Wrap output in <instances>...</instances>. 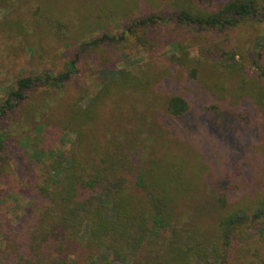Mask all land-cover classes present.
I'll return each mask as SVG.
<instances>
[{
  "label": "rangeland",
  "instance_id": "obj_1",
  "mask_svg": "<svg viewBox=\"0 0 264 264\" xmlns=\"http://www.w3.org/2000/svg\"><path fill=\"white\" fill-rule=\"evenodd\" d=\"M229 1L232 0H0V104L11 90L16 89L19 78L44 72L59 75L69 70V63L75 64L72 79L64 88L27 90L24 104L0 120L1 133L10 137L6 139L4 151L10 170L0 176V264L16 263L11 254L12 245L17 239L15 236L26 227L23 219L26 216V221H30L36 217L45 203L39 193L48 173L45 153L58 146L67 151L76 138L71 129H66L73 106L80 102L85 107L116 77V70L142 71L151 76L157 74L159 83L152 82L147 96L138 98L135 111H130L128 105L125 106L127 109L124 107L123 111H118V107L125 104L116 106L112 101L103 105L100 119L90 129L91 136L95 135L92 137L94 144L101 134L120 135L123 129L132 130L131 127L140 122L144 113L148 114L147 121H152L158 133L173 130L169 128L177 125V119L166 118L159 103H165L164 100L174 93L188 97L195 107L188 116L189 121L204 114L196 95L206 98L204 105L210 107L216 102L221 108L211 109L212 117L205 118L202 129L205 138L223 142L220 155L213 157L208 151L201 157L192 146L175 139L171 131H167L168 138L181 142L183 146L172 145L174 149L169 151L158 143V136L148 133L149 128L143 130L139 140L145 148L140 153L145 161L164 158L170 153L183 158V164H189L188 172L196 178L198 191L195 199H180L175 213L176 226L193 238L194 247L214 240L210 230L215 226V218L211 216L210 209L206 210L207 203H203L210 199L206 197L211 195L210 191L214 193L213 189H216L217 194H223L231 182L230 201L233 203L250 196L251 187L264 189L260 178L262 164L254 148L256 142L250 143L262 139L257 135L261 130L257 124L254 125L261 120L255 114L237 108L236 104L243 95L240 89L242 82H238L234 75H222L224 69L221 65L224 51L231 52L225 57L230 62L234 61L232 52L238 54L235 58L238 63L244 62V56L250 57L255 39L264 34V23L251 21L223 34L211 29L187 27L177 20L178 14L189 6L212 12ZM152 16L157 18L147 32L154 45L152 50L141 44L142 33L134 36L127 33L129 39L123 35L136 18ZM104 36L114 37L115 41L110 44L106 41L95 51L82 50L85 44ZM179 48L189 51L201 82L189 78L186 71L171 62V56L178 53ZM244 63L249 72L254 70L250 61L245 60ZM171 76H176L177 82L172 81ZM155 101L158 102L156 112L149 108L147 112L144 105L149 102L154 107ZM154 118L160 124L155 123ZM100 142L102 146L106 144L102 137ZM224 159L232 163L236 174L230 170L231 180L223 181L217 187L213 182L218 179L220 167L226 163ZM198 174L204 178L205 184ZM228 176L227 173L226 178ZM262 176L264 178V173ZM88 231L89 224H86L84 238ZM164 237L170 239L166 235ZM247 245L248 249L255 251V244ZM161 249L154 244L144 247L138 264L143 261L146 264L147 260L159 264L158 251ZM210 252L214 253L215 248ZM61 258L69 264L89 262L88 252L76 242ZM243 262L233 255L229 264Z\"/></svg>",
  "mask_w": 264,
  "mask_h": 264
},
{
  "label": "trees",
  "instance_id": "obj_2",
  "mask_svg": "<svg viewBox=\"0 0 264 264\" xmlns=\"http://www.w3.org/2000/svg\"><path fill=\"white\" fill-rule=\"evenodd\" d=\"M156 20L154 16L136 18L123 35L142 33L141 44L145 49L152 50L154 45L147 32ZM177 20L187 27L227 34L251 21L264 23V0H232L212 12L189 6L178 14ZM106 41L110 44L115 38L104 36L85 44L82 50L95 51ZM252 50L250 57H243L244 62L250 61L254 69L252 72H249L246 63L236 62L238 54L235 52H232L234 61L230 62L225 57L230 56L231 52L224 51L221 65L224 69L222 75H234L238 82H242L240 89L243 95L236 104L237 108L245 109L261 120L254 122V125L257 124L261 130L257 135H261L262 139L250 143L256 142L254 148L259 153L262 164L260 178L264 182V34L255 39ZM170 59L186 71L189 78L202 81L189 51L179 48L178 53ZM74 67L75 64L71 62L69 70L59 75L44 72L19 78L16 89L11 90L0 104V120L24 104L27 90L39 87L64 88L72 79ZM116 72V77L110 80L105 90L95 95L85 107L80 102L73 106L66 129H71L76 138L68 150L58 146L45 153L48 173L39 187L45 203L36 217L30 221H26V216L23 219L26 227L15 236L17 239L12 245L11 254L16 258L15 264H69L61 257L74 242L88 252V264H138L144 247L152 244L162 249L167 247L162 253V249L158 251L161 255L158 256L159 264H229L233 255H236L237 260H243L242 264H264L263 188L255 190L251 187L250 196H244L238 202L234 200L233 203L230 201L231 182L223 194H217L216 189H213L214 193L209 190L211 195L207 194L206 197L210 199L203 203H207L206 210L210 209L211 216L215 218V226L210 230L214 240H210L207 245L194 247L193 238L176 226L175 213L180 199H195L194 195L198 191L196 178L189 175V164H183V158L170 153L164 158L156 157L147 161L140 155L145 149L139 143L145 128H149L148 133L153 132L152 136H158V143L169 151L174 149L173 146H183L181 142L168 138V132L171 131L175 139L192 146L201 157L208 151L213 157L220 155L223 142L205 138L202 132L205 118L212 117L211 109H221L216 102L210 107L206 106L203 104L206 98L196 95L204 114L189 121L188 116L195 107L188 97L174 93L164 100L165 103H159L164 108L163 113L168 116L166 118L177 119V125L169 128L173 130H167L166 133L161 130L158 133L152 121H147L148 114L144 113L136 126L131 124L132 130L123 129L120 135L101 134L96 137L97 144L93 143L92 137L95 135L91 136L90 129L100 119L103 105L112 101L116 106L125 104L118 107V111H123L126 105L130 111H135L138 98L147 96L152 82H158L157 74L151 76L147 72L124 69ZM176 79V76H171L172 81L177 82ZM157 105L156 101L154 107L147 102L144 107L146 111L149 108L156 112ZM154 122L160 124L156 118ZM245 135L248 137L247 133ZM101 137L106 140L104 146L101 145ZM9 138L0 130V176L10 170L4 153L6 139ZM223 161L226 163L220 167L218 179L213 182L217 187L221 182L231 180L230 170L234 168L230 161ZM198 176L205 184L204 178L200 174ZM86 224H89V234L84 238ZM165 235L170 239H165ZM247 244H255L257 248L254 246L255 251L252 252ZM211 248H215L214 253L210 252ZM146 264L153 263L147 260Z\"/></svg>",
  "mask_w": 264,
  "mask_h": 264
}]
</instances>
